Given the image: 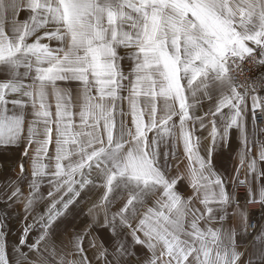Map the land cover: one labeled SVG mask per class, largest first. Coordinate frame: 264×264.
Segmentation results:
<instances>
[{
	"label": "snow or ice",
	"instance_id": "1",
	"mask_svg": "<svg viewBox=\"0 0 264 264\" xmlns=\"http://www.w3.org/2000/svg\"><path fill=\"white\" fill-rule=\"evenodd\" d=\"M0 177V264H264V0H0Z\"/></svg>",
	"mask_w": 264,
	"mask_h": 264
},
{
	"label": "crops",
	"instance_id": "2",
	"mask_svg": "<svg viewBox=\"0 0 264 264\" xmlns=\"http://www.w3.org/2000/svg\"><path fill=\"white\" fill-rule=\"evenodd\" d=\"M21 18H23V15L21 16ZM222 163L226 164L229 168L232 167V165L228 162L227 157H225V159L222 161ZM3 182V177H0V183ZM4 212L7 211H12V222L14 224L13 230H12V235L15 236L16 233L19 231V221L20 223H22L21 220V211L20 209H4Z\"/></svg>",
	"mask_w": 264,
	"mask_h": 264
},
{
	"label": "built area",
	"instance_id": "3",
	"mask_svg": "<svg viewBox=\"0 0 264 264\" xmlns=\"http://www.w3.org/2000/svg\"><path fill=\"white\" fill-rule=\"evenodd\" d=\"M252 211L255 214V220H260L262 218V214L259 208H255Z\"/></svg>",
	"mask_w": 264,
	"mask_h": 264
}]
</instances>
